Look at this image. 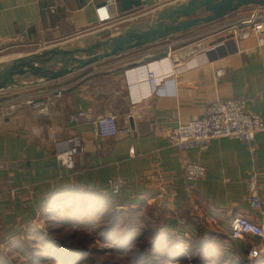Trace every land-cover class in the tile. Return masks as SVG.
I'll return each instance as SVG.
<instances>
[{
    "label": "crops",
    "instance_id": "obj_1",
    "mask_svg": "<svg viewBox=\"0 0 264 264\" xmlns=\"http://www.w3.org/2000/svg\"><path fill=\"white\" fill-rule=\"evenodd\" d=\"M104 1L0 0V50L15 41L28 47L22 54L55 45H84L85 38L94 41L99 32L114 34L187 0H140L139 7L123 13L114 0L113 19L98 23L95 7ZM255 10L264 18V5L242 6L173 34L169 42L161 39L56 80L14 87L5 106L0 103V176L10 179L0 192V245L32 226L50 196L84 189L111 194L107 182L119 177L122 186L115 195L122 205L117 207L137 213L141 226L184 235L190 242L201 238L205 248H214L209 258L264 264V237L229 238L236 216L264 225V131L256 134L253 153L236 138H213L204 151L181 150L168 140L179 122L201 117L207 104L217 99L243 100L264 124V45L258 46L252 33L233 35L249 28L245 21ZM185 42L188 45L176 47ZM168 46L184 58L175 73L165 75L170 64L155 58ZM146 56L151 57L143 63L165 76L158 94L137 82L136 66L122 68ZM219 68L223 74L216 77ZM80 111L87 117L70 121L71 114ZM106 113L115 115L120 131L102 138L94 134L92 122ZM73 135L81 139L82 149L74 167L66 169L56 154ZM186 159L205 166L202 179L184 178ZM253 172L263 212L248 201ZM254 244L259 255L250 259L247 252Z\"/></svg>",
    "mask_w": 264,
    "mask_h": 264
},
{
    "label": "built area",
    "instance_id": "obj_2",
    "mask_svg": "<svg viewBox=\"0 0 264 264\" xmlns=\"http://www.w3.org/2000/svg\"><path fill=\"white\" fill-rule=\"evenodd\" d=\"M114 0H105L95 7V15L98 23L110 22L113 19ZM245 25L249 28H240V32L233 35H241L247 37L251 33L256 38L258 46L264 45V18L257 10L253 11ZM184 55L181 52L167 47L165 53L155 58L162 63L167 61L170 64L169 71L165 75L175 73ZM154 60V61H156ZM136 80L139 83L151 87V92L160 93L159 84L164 75L159 77L156 71L143 62L136 65ZM223 74V69L219 68L215 71V76L219 77ZM57 96L60 91H57ZM31 101V100H29ZM87 114L83 111L71 114L70 121L76 122L79 118H85ZM93 123L94 134L98 137L115 136L120 129L118 128L116 117L113 113L102 114L95 118ZM125 130V129H124ZM264 131V124L260 116L246 109L241 99H217L207 104L204 114L195 119L179 122L168 134V140L171 145L184 150L188 148H197L204 151L208 147V141L213 138H236L245 142L249 150L254 152V141L257 133ZM68 146L56 154L58 163L66 169L74 167V157L82 149L81 139L73 135L68 140ZM2 163L0 162V168ZM206 174V168L200 163L184 160L183 175L188 181H196L202 179ZM10 184L8 177L0 176V192L4 186ZM122 180L117 177L107 182L109 190L112 194H119L121 190ZM248 201L250 207L259 212H263L262 198L260 194L259 180L257 173L251 174L248 183ZM247 235L256 237H264V225L255 223L245 216H236L232 223L229 233L231 240L241 239ZM250 259L259 255V249L256 244L251 245L247 252Z\"/></svg>",
    "mask_w": 264,
    "mask_h": 264
},
{
    "label": "water",
    "instance_id": "obj_3",
    "mask_svg": "<svg viewBox=\"0 0 264 264\" xmlns=\"http://www.w3.org/2000/svg\"><path fill=\"white\" fill-rule=\"evenodd\" d=\"M115 5L123 13L139 7L140 0H115ZM247 5H264V0H187L162 8L153 18L131 22L114 34L99 32L94 41L85 38L84 45H55L0 60V91L56 80L106 58L216 20ZM150 57L128 63L122 68L134 67Z\"/></svg>",
    "mask_w": 264,
    "mask_h": 264
},
{
    "label": "rangeland",
    "instance_id": "obj_4",
    "mask_svg": "<svg viewBox=\"0 0 264 264\" xmlns=\"http://www.w3.org/2000/svg\"><path fill=\"white\" fill-rule=\"evenodd\" d=\"M172 38L175 40L174 37ZM166 40L168 41L170 39H162L160 42H166ZM191 40L192 39L189 41ZM186 45H188V43L185 42L176 47L181 48ZM27 48L28 47L24 44L15 41L14 43L8 44V46H4L3 49L0 50V59L5 60L16 55H21L23 52L27 51ZM15 89L17 88L12 87L0 91V103L2 102L5 106V100L10 98L12 95L11 92ZM7 106L8 104H6V110L8 109ZM78 199L79 197L74 200L76 203H72V199H67L60 204H54L46 208L43 205L39 211L38 218L32 226L26 227L21 232L17 233V235L1 243L0 264H65L61 261L52 259L48 251V246H51V244H56L60 250L68 254H64V256L68 258L80 247L85 248L99 263L108 259L116 260L122 258V256L118 255L115 251H111V249L116 248V245L103 240L105 226L109 224V221H105V218L114 210V208H112L113 206H108L103 208L100 212L94 213L92 211L94 206L93 201H87L83 206V203ZM115 209L129 211L130 214L128 213V217L131 224L143 227L135 220V215L137 213L135 214L133 211L117 206ZM68 217H73L70 219L69 223L65 221ZM121 218L120 215L119 220ZM117 228V232L120 233L122 229L119 230V226ZM169 237L171 241L165 242L162 252H169L173 256L184 254V258L181 261L173 262L165 259L163 260L165 264H221L223 261L225 264H234L232 259L225 260L220 256L209 258L203 253L205 248L204 243H202L200 254H198L197 251L192 250V244L190 241H187L188 238L186 236L172 234ZM43 240H45L46 245L42 244ZM147 240L148 239L144 237L139 244H145ZM149 240L151 241V239ZM207 248L211 249V252L214 250L209 248V246L205 249ZM223 256L225 257V255ZM196 257L200 258L197 260L198 262H194V258Z\"/></svg>",
    "mask_w": 264,
    "mask_h": 264
},
{
    "label": "trees",
    "instance_id": "obj_5",
    "mask_svg": "<svg viewBox=\"0 0 264 264\" xmlns=\"http://www.w3.org/2000/svg\"><path fill=\"white\" fill-rule=\"evenodd\" d=\"M77 197H79L78 200L83 203V206L87 201H93L94 206L92 211L94 213L100 212L103 208L108 206H113L112 208H114V210L110 212L111 216L109 214V216L105 218V221H109V224L105 226L103 240L116 245V248L111 249V251H115L118 255L122 256V258L116 260L108 259L99 263L98 260H95V258L83 247L78 248V250L72 253L68 258L64 256V254H68L60 250L56 244H51V246H48V251L52 259L61 261L65 264H165L163 261L165 259L173 262L181 261L184 258V254L173 256L169 252H162L165 242L171 241L169 237L171 235H169L168 232L159 231L157 229L147 230L143 227L132 225L128 217V213L130 214L129 211L115 209L116 206L122 205L119 204L120 202L115 194L101 192L97 189H84L76 194L73 191L71 192V190H67L65 196L63 195L57 198L56 195H52L43 205L46 208L54 204H60L67 199H72V203H76L74 200H76ZM120 215L122 218L119 220ZM72 218L73 217H68L65 221L69 223ZM118 226L119 230L122 229L120 233L117 232ZM144 237L148 240L145 244L140 245L139 243ZM149 239H151V241ZM190 243L192 244V250L200 254L202 247L201 238ZM42 244L46 245L45 240H43ZM210 248L214 249L212 246ZM210 250L211 249H204L203 253L210 256L212 253ZM199 259V257L194 258V262H198L197 260ZM251 264L255 263L251 262Z\"/></svg>",
    "mask_w": 264,
    "mask_h": 264
}]
</instances>
